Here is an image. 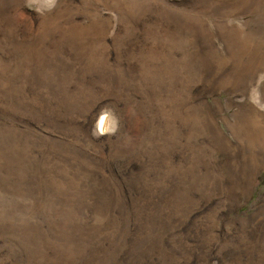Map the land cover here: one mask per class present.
<instances>
[{
	"label": "rangeland",
	"instance_id": "obj_1",
	"mask_svg": "<svg viewBox=\"0 0 264 264\" xmlns=\"http://www.w3.org/2000/svg\"><path fill=\"white\" fill-rule=\"evenodd\" d=\"M0 264H264V0H0Z\"/></svg>",
	"mask_w": 264,
	"mask_h": 264
},
{
	"label": "crops",
	"instance_id": "obj_2",
	"mask_svg": "<svg viewBox=\"0 0 264 264\" xmlns=\"http://www.w3.org/2000/svg\"><path fill=\"white\" fill-rule=\"evenodd\" d=\"M261 41H263V40H261ZM259 70H261V67L258 69V71H259ZM258 71H257V72H258ZM256 74H257V73H256ZM256 74L254 75V78H255ZM252 81H254V79H253Z\"/></svg>",
	"mask_w": 264,
	"mask_h": 264
},
{
	"label": "bare ground",
	"instance_id": "obj_3",
	"mask_svg": "<svg viewBox=\"0 0 264 264\" xmlns=\"http://www.w3.org/2000/svg\"><path fill=\"white\" fill-rule=\"evenodd\" d=\"M102 122V121H101Z\"/></svg>",
	"mask_w": 264,
	"mask_h": 264
}]
</instances>
